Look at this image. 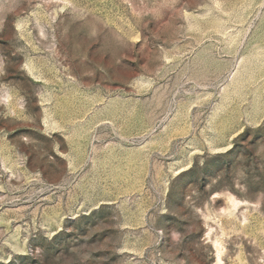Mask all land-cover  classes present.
<instances>
[{"label": "rangeland", "instance_id": "rangeland-1", "mask_svg": "<svg viewBox=\"0 0 264 264\" xmlns=\"http://www.w3.org/2000/svg\"><path fill=\"white\" fill-rule=\"evenodd\" d=\"M0 264H264V0H0Z\"/></svg>", "mask_w": 264, "mask_h": 264}]
</instances>
